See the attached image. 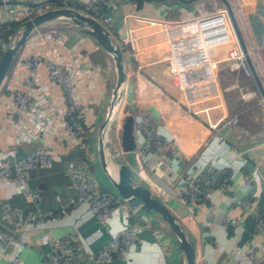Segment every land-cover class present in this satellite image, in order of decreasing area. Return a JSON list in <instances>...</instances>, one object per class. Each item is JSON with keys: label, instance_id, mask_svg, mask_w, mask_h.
<instances>
[{"label": "crops", "instance_id": "0c3cea01", "mask_svg": "<svg viewBox=\"0 0 264 264\" xmlns=\"http://www.w3.org/2000/svg\"><path fill=\"white\" fill-rule=\"evenodd\" d=\"M229 1L235 6L236 17L249 49L250 67L252 65L259 73L264 86V0ZM223 4H226L224 0H118L113 8L112 35L114 38L124 34V15L129 11L163 18L167 13H173L174 17L167 18H186ZM65 28L71 42L82 34L68 25ZM233 46H241L238 38L211 49L212 57L218 59L216 76L222 96L195 103L192 105L193 112L186 111L184 95L170 74L168 44L160 43L142 49L139 52L140 60L132 57L125 63L123 98L104 131L107 155L113 173L117 175L116 161L127 162V156L125 153L113 157L110 149L112 151L113 144L121 141L126 116H135L138 167L134 169L133 179L150 187L152 194L179 217L194 240L196 264H264L260 252L250 260L239 251L240 245L255 229L245 238L248 217H253L255 226L264 223V95L253 71L247 74L236 58L228 57L229 49ZM108 60L110 63H107ZM101 62L108 65L106 74L109 72L114 82L116 73L111 55L107 53ZM149 78L153 80L148 82ZM110 81L108 78V98L97 107L88 151L77 147L56 159L51 166L30 169L28 184L42 188V212L58 210L60 203L56 193H76V189L69 184V164L76 161L84 163L102 186L117 198L113 215L107 219V224H103L88 204L81 203L76 209L46 222L15 228L3 218L4 201L10 200L24 209H35V203L20 181L0 183V227L14 231L16 235L14 243L8 248L0 242V264H5L12 253L20 254L26 264H43V251L49 247L50 232L61 236L72 234L78 238L82 246L79 251L82 264H176L185 259L175 232L161 214L156 210L147 211L139 205H131L118 194L102 166L98 151L99 129L96 137L94 133L106 117ZM148 87L158 93L155 104L140 106L139 95ZM234 113L239 115L236 123L220 120L213 130L210 129V123L218 121L222 114ZM141 114H147L145 125H140ZM193 125H199L197 131H192ZM178 132L180 135H177ZM182 139L187 146H194L204 139L191 164L182 153ZM36 144L34 140L23 142L17 155L25 154ZM9 157L14 158V155L10 154ZM2 158L4 154L0 146V161ZM215 160L220 162L219 165L229 167L233 193L215 187L210 198L198 201L190 197L184 199L180 195V175L187 168L193 174L197 167L205 166L208 162L215 165ZM248 173L252 176L250 182L243 180ZM247 200L249 204H246ZM230 215L242 216L243 223L230 224L227 222ZM131 221L141 222L144 227L127 255H116L109 261L87 259L84 252L103 247ZM147 221L150 224H146ZM257 238L264 239V229L257 232Z\"/></svg>", "mask_w": 264, "mask_h": 264}, {"label": "built area", "instance_id": "2783aa9c", "mask_svg": "<svg viewBox=\"0 0 264 264\" xmlns=\"http://www.w3.org/2000/svg\"><path fill=\"white\" fill-rule=\"evenodd\" d=\"M117 1L1 0L0 44L3 46L14 37V22L20 23L53 7L78 9L101 21L113 34V8ZM231 9L234 10L235 6L223 4L186 18L154 17L129 11L124 15V34L114 38L123 50L125 63L132 57L139 59V52L146 47L167 43L170 74L184 95L186 111L193 112L195 103L222 96L216 76L218 59L212 57L211 49L237 39L230 18ZM71 23L65 18L53 19L33 28L0 85V146L4 154L0 161V183L20 181L35 203V209H24L10 200L4 201L3 218L15 228L46 222L76 209L81 203L88 204L98 219L107 224L117 204V198L102 186L84 163L78 161L68 166L69 184L76 193H56L60 203L58 210L42 212V188L28 184L30 169L51 166L56 159L77 147L88 151L97 107L108 98V65L95 61L92 56L99 44L90 34L83 32L74 42L69 41L65 26ZM228 57L236 58L247 74L252 73L241 46L231 47ZM152 80L149 78L148 82ZM157 95L151 87L144 89L139 95L140 106L154 105ZM146 116L141 114L140 125L146 124ZM220 120L236 123L239 115L222 114L218 121L210 123V129L213 130ZM193 126L192 131H197L199 125ZM32 140L37 142L36 146L17 155L20 145ZM203 143L204 139L194 146L182 142V153L190 164ZM113 145L112 151L108 147L113 157L126 153L120 140ZM10 154L14 158H10ZM180 180V195L193 201L210 198L215 187L232 193L234 190L229 167L216 166L212 162L197 167L193 174L187 168ZM243 180L250 182L251 174L244 175ZM227 222L239 225L243 223V217L230 215ZM143 227L141 222H129L103 247L84 252L87 259L109 261L116 255H127ZM262 229L264 223L256 225L253 233L240 245L239 251L244 258L251 260L257 252L264 257V239L257 238V232ZM15 238L14 231L0 227L3 247L8 248ZM48 241L49 247L43 251V264H82L79 255L82 246L78 238L72 234L61 236L50 232ZM5 264H26V261L20 254L12 253Z\"/></svg>", "mask_w": 264, "mask_h": 264}, {"label": "water", "instance_id": "95a60500", "mask_svg": "<svg viewBox=\"0 0 264 264\" xmlns=\"http://www.w3.org/2000/svg\"><path fill=\"white\" fill-rule=\"evenodd\" d=\"M226 5L231 6L229 0H224ZM69 19L80 26L81 30L93 36L98 43L111 55L113 66L116 73L115 81L110 86L109 107L106 117L99 127L98 151L102 166L110 177L117 192L126 198L131 205H139L147 211L156 210L172 228L177 236L179 247L182 249L185 259L176 264H196V250L193 238L188 234L179 220L176 213L163 201L152 194L150 187L134 181V169L138 167V157L136 152L137 138L135 133L136 118L133 114H128L123 122L121 131V141L126 150L127 162L118 163L117 175L113 173V166L108 158L104 142V131L107 122L113 116L120 105L125 91V60L121 46L113 38L110 29L95 17L86 14L73 7H53L43 12L35 14L33 17L21 22L16 30L14 37L4 47L0 44V85L5 78L11 64L27 35L37 25L53 19ZM230 18L233 23L237 38L241 48L250 63V53L235 10H230ZM252 71L256 81L264 95V86L259 73L254 67Z\"/></svg>", "mask_w": 264, "mask_h": 264}, {"label": "rangeland", "instance_id": "374dc122", "mask_svg": "<svg viewBox=\"0 0 264 264\" xmlns=\"http://www.w3.org/2000/svg\"><path fill=\"white\" fill-rule=\"evenodd\" d=\"M138 1V0H137ZM174 12V11H173ZM175 16V14H173V13H167L166 14V17H174ZM20 25H21V22L20 23H18V25L16 26V28L18 29L19 27H20ZM69 26V28H71V29H73L74 31H76V32H83L82 30H81V28H80V26L78 25V24H76V23H71V24H69L68 25ZM84 33V32H83ZM8 43H9V41H8ZM6 44H3V47L5 46ZM99 49L98 50H96L95 52H93V57H94V60L95 61H99V62H101V61H104V59H105V57L107 56V51L105 50V49H103V47L101 46V44L99 43ZM9 71V70H8ZM108 74V78H110L111 79V81H110V83H112L113 81V78H112V76H111V74L108 72L107 73ZM109 98H110V94H109ZM106 109V108H105ZM105 109H104V111H105ZM98 129H99V127L96 129V131H95V133H94V136L96 137L97 135H98ZM197 162L198 161H196V165H197ZM215 162V165L216 166H222V165H219L220 164V162H218L217 160H215L214 161ZM221 162H223V161H221Z\"/></svg>", "mask_w": 264, "mask_h": 264}, {"label": "trees", "instance_id": "16d2710c", "mask_svg": "<svg viewBox=\"0 0 264 264\" xmlns=\"http://www.w3.org/2000/svg\"><path fill=\"white\" fill-rule=\"evenodd\" d=\"M138 1L140 2L142 0H138ZM18 23L19 22H14V29H13L12 33H14L17 30L16 26L18 25ZM7 38H8V40H10V37H7ZM254 227H255V220L253 219V217L250 216V217H248V220H247L246 231L244 234L245 238H247L250 235V233L254 229Z\"/></svg>", "mask_w": 264, "mask_h": 264}]
</instances>
